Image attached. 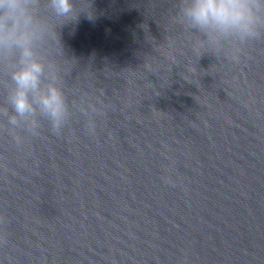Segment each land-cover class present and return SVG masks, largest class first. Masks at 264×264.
I'll return each mask as SVG.
<instances>
[{
  "label": "clouds",
  "instance_id": "clouds-1",
  "mask_svg": "<svg viewBox=\"0 0 264 264\" xmlns=\"http://www.w3.org/2000/svg\"><path fill=\"white\" fill-rule=\"evenodd\" d=\"M40 0H0V64L5 68L4 101L0 119L6 127L40 135L46 122L52 135H62L68 119V101L59 70L41 57L38 42L49 35L62 54L58 28L78 23L82 13L94 12L85 0H47L57 24L38 13ZM173 22L191 34L190 50L197 60L216 54L224 45L237 53L234 62L253 41L264 40V0H176Z\"/></svg>",
  "mask_w": 264,
  "mask_h": 264
}]
</instances>
